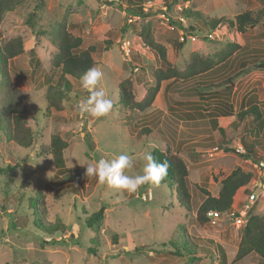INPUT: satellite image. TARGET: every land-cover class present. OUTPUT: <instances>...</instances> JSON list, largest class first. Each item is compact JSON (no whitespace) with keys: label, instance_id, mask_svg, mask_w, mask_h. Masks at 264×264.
I'll return each instance as SVG.
<instances>
[{"label":"rangeland","instance_id":"374dc122","mask_svg":"<svg viewBox=\"0 0 264 264\" xmlns=\"http://www.w3.org/2000/svg\"><path fill=\"white\" fill-rule=\"evenodd\" d=\"M23 1L3 14L0 28L4 41L18 35L23 38L24 52L8 60L6 69L11 84L25 93L32 141L24 148L0 131V264H220L218 246L226 254V264H264L252 254L234 260L246 205L257 202V213L264 207V167L255 166L264 162V127L255 129L249 117L236 115L244 94L261 103V111L264 108V69L257 66L262 60L251 54L264 48L261 25L238 32L221 23L208 31L194 27L198 21L180 17L182 31L195 39L187 36L181 47L172 43L181 30L174 22L181 7L188 6L209 19H233L245 10H258V1L188 0L172 5L171 21L167 14L161 15L163 1L154 0L152 10L131 23L127 21L131 15L128 8L116 2ZM146 24H150L153 37L165 45L167 60L180 69L193 52L217 59L216 54L227 48L228 41L238 48L210 71L188 80L161 81L150 107L130 110L118 103L117 82L129 78L138 99L153 82L152 70L164 67L138 36ZM73 25L71 32L81 36L83 47H96L94 67L103 72L101 86L113 100V109L105 117L79 114L76 106L88 95L80 78L69 80L72 87L66 99L55 98L59 108L46 99L48 84L63 91L66 87L64 81H58L60 69L50 66L55 52L51 33L59 26ZM207 32L215 33L206 38L203 35ZM123 41H129L128 54L122 49ZM2 92L0 84V96ZM222 103L230 104L232 113L221 114L226 111ZM53 135L68 143L59 171L49 151ZM243 144L251 147V156ZM239 145L244 154L235 151ZM153 146L184 160L189 211L167 188L144 184L129 194L85 175L88 164L123 153L134 157L128 174H142L143 156ZM213 147L218 150L212 151ZM237 166L251 172L248 187L258 195L257 201H247L245 191L236 198L230 214L199 224L194 215L205 198L201 189L216 196L220 180ZM35 195L37 200L31 207L28 200ZM99 209L102 219L92 231L84 219ZM34 219L42 230L34 225ZM56 225L63 229L45 231ZM183 227L184 233L206 245L209 252L199 251L195 260L170 254L167 243ZM93 237L98 238L95 254L87 250ZM53 239L57 242L51 243Z\"/></svg>","mask_w":264,"mask_h":264},{"label":"trees","instance_id":"16d2710c","mask_svg":"<svg viewBox=\"0 0 264 264\" xmlns=\"http://www.w3.org/2000/svg\"><path fill=\"white\" fill-rule=\"evenodd\" d=\"M147 1L154 0H104V2L107 3L116 2L120 7L128 8L127 10L129 11V14L139 15L140 18L152 10V8H148L146 11L142 9V5ZM162 1L165 8L164 11H162L167 14L168 19L173 21V16L170 13L172 5L175 3L187 2L188 0ZM23 2V0H0V24L4 13L12 11L17 5L22 4ZM178 13L179 14L174 22L179 24L176 28H180L181 30H185V28L180 21V17L185 18L188 21H198L199 25L194 26L197 29L206 27L208 31H210L216 29L221 23H225L229 27H234L238 32H244L246 29L253 28L254 25L260 23L261 18L264 17L263 8L256 11L245 10L234 15L233 19L223 16L212 19L205 18L199 13V11L192 10L188 6L181 7L178 10ZM262 26L263 32L261 35L264 36V23H262ZM72 28H74V25L69 28L59 26L53 33H51V42L55 47V52L51 58L50 66L60 69L58 81H64L66 86L64 91L55 88L51 84H48L46 87L45 95L48 104H52L56 106V108H59V105L55 102V98L58 100L66 99L67 92H70L72 87L71 81L73 79H79L89 68L94 67L96 64L92 56V53L96 49L95 45H87L83 47L81 36L72 33ZM190 28L193 29L191 25ZM38 34L39 33H37V35ZM138 36L144 47L149 51L154 52L159 61L164 64V67L160 66L152 70L151 74L153 82L146 88L142 97L138 99L133 93L129 78L117 82L118 103L122 107L130 110L136 109L142 111L150 107L160 88L161 81L168 79L188 80L201 73L210 71L217 63L223 62L238 48L236 44L228 41V43H226L227 48H223L216 54L218 55L217 59L203 57L202 55L193 52L191 53L190 61L184 68L180 69L167 60V49L165 45L161 44L153 37L150 24L142 26L138 31ZM177 40V37L172 40L173 45L181 47L183 41ZM22 52H24L23 38L18 35L4 41L2 39L0 28V84L3 86V92L0 96V131L4 133L7 140L12 141L18 146L27 148L31 145L32 131L27 125L25 93L11 84L6 69L7 61ZM261 62H264V58H262ZM224 83L226 82L221 84ZM222 104L226 106V111H222L221 114L229 115L232 113V106L230 104ZM236 115L240 118L249 117V120L251 121L252 126H255V129H257V126L259 129L260 127L261 129L264 127V109L261 111L258 105L252 101L245 103L244 98L241 99L240 108ZM144 130V132H147L148 128H145ZM67 144V141L62 139L59 135H53L50 138L49 151L52 157V162L57 168V171L64 166L63 152L67 147ZM243 145L248 151V155L251 156V152L253 151L251 147L247 144ZM148 152H151L157 162L168 161V176L159 187L163 189L167 188L171 197L173 196L179 204L189 211L190 194L185 183L188 169L184 160L178 155L163 152L155 146H153ZM8 168L12 169L13 167L8 166ZM251 179V172L244 171L241 167L237 166L232 169L227 176L220 180L219 190L216 196H212L207 190L201 189L205 198L196 208L194 215L195 220L199 224L207 223L210 219L206 216V212L211 209L217 210L220 215L230 214L233 211V205L239 194H243L247 191V195H249L252 192L248 187ZM36 200L37 196L35 195L34 198L28 200V204L32 207ZM257 207L258 203L253 202L245 211V222L240 229V239L234 255L235 261L241 260L245 256L252 254L258 256L260 260L264 262V207L261 213H257ZM101 219L102 209H99L86 217L84 223L87 228L94 231L95 226H97ZM33 223L37 228L42 230V225L38 220L34 219ZM62 229V227L60 228L56 225L52 228H45V231L54 233L57 230ZM177 231H179L177 232V235L174 238L169 239L167 243V245L171 247L168 249L170 254L175 256H185L190 260H195L200 257V255H198L199 251L209 252V248L206 245L199 244L198 239L189 237L187 233H184V227L182 230H180V228L177 229ZM97 240V237L90 239L91 244L93 245L87 247V250L93 254L97 252ZM114 240H116V237H114ZM54 242L57 241L53 239L51 243ZM217 248L220 264H226V254L224 250L219 246Z\"/></svg>","mask_w":264,"mask_h":264},{"label":"clouds","instance_id":"9594fccd","mask_svg":"<svg viewBox=\"0 0 264 264\" xmlns=\"http://www.w3.org/2000/svg\"><path fill=\"white\" fill-rule=\"evenodd\" d=\"M103 72L99 67L89 68L81 77V88L88 95L77 104L80 115L93 118L107 116L113 109V100L107 90L101 86ZM145 164L142 174L129 175L134 167V157L123 153L113 159L101 158L94 164L86 166L85 175L95 176L101 184H107L118 192L135 193L144 184L159 187L168 176L169 163L167 160L157 162L151 152L143 156Z\"/></svg>","mask_w":264,"mask_h":264},{"label":"built area","instance_id":"2783aa9c","mask_svg":"<svg viewBox=\"0 0 264 264\" xmlns=\"http://www.w3.org/2000/svg\"><path fill=\"white\" fill-rule=\"evenodd\" d=\"M152 6H153V1H147V2H145L142 5V9L146 11L148 8H151ZM161 13H162L161 15L164 16V12H161ZM139 19H140V16L139 15H128V20L127 21L129 23H131V22H135L136 20H139ZM213 33H215V32H207L203 36H205L206 38H211ZM187 36L191 40H194L195 39V37H193L192 34H185L184 31H182V30H180L178 32V39L180 41H183V40L187 39ZM122 49L124 50L125 54H128V52H129V41H123ZM211 150L212 151L218 150V147H213ZM235 151L237 153H239V154H244L245 153L244 148L241 145H239L238 147H236ZM255 166H257L259 169H261V168L264 167V162L259 161L258 163H255ZM257 197H258V195L255 193V191H252L248 195V201L253 202L254 200L257 199ZM246 206H247V208L249 207L248 205H246ZM227 215H220V213L217 210H213V209L208 210L206 212V216L209 219H218V218H221V217L227 216ZM244 215H245V212H244Z\"/></svg>","mask_w":264,"mask_h":264},{"label":"crops","instance_id":"0c3cea01","mask_svg":"<svg viewBox=\"0 0 264 264\" xmlns=\"http://www.w3.org/2000/svg\"><path fill=\"white\" fill-rule=\"evenodd\" d=\"M256 1H258V3L260 4V8L259 9H261V8H263L264 9V0H256ZM251 11V10H250ZM262 23H264V17L263 18H261V20H260V25H261V28H262V31L260 32V34L263 32V26H262ZM252 54V56H254V58H261V60H262V58H264V48H261V49H254L253 50V52L251 53ZM243 56H246V54H244ZM254 60V59H253ZM243 61H245V59H243ZM247 62V61H246ZM246 62H245V64H246ZM258 63H260V62H258ZM246 66V65H245ZM264 69V68H263ZM243 97H245V94L242 96V98ZM241 98V99H242ZM252 97H250V94L249 95H247L245 98H244V102L245 103H248V102H250V101H252V99H251ZM241 99H240V102H241ZM253 102V101H252ZM253 103H256V102H253ZM257 105L258 104H261V103H259V102H257L256 103ZM264 109V108H263Z\"/></svg>","mask_w":264,"mask_h":264},{"label":"water","instance_id":"95a60500","mask_svg":"<svg viewBox=\"0 0 264 264\" xmlns=\"http://www.w3.org/2000/svg\"><path fill=\"white\" fill-rule=\"evenodd\" d=\"M257 66L260 68H264V62L259 63Z\"/></svg>","mask_w":264,"mask_h":264}]
</instances>
